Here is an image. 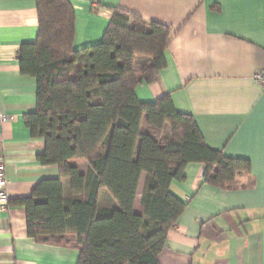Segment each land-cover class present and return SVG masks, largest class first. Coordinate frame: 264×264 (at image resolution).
Segmentation results:
<instances>
[{
  "label": "crops",
  "instance_id": "0c3cea01",
  "mask_svg": "<svg viewBox=\"0 0 264 264\" xmlns=\"http://www.w3.org/2000/svg\"><path fill=\"white\" fill-rule=\"evenodd\" d=\"M75 14L73 49L97 44L120 9L170 28L165 67L152 84H139L142 103L169 95L174 109L190 115L209 148L244 159L249 172L231 189L205 183L203 166L188 164L170 192L186 203L166 234L159 264H264V88L253 75L264 69V0H68ZM36 0H0V160L9 205L0 211V264H76L71 235L62 243L27 235L24 207L43 179L58 178L56 166L37 156L44 141L31 136L24 117L36 109V80L20 73L22 44L36 40ZM81 173L87 164L75 163ZM146 174L140 176L134 212L141 211ZM66 197L68 179H62ZM77 197V196H75ZM99 205L112 207L102 192Z\"/></svg>",
  "mask_w": 264,
  "mask_h": 264
},
{
  "label": "trees",
  "instance_id": "16d2710c",
  "mask_svg": "<svg viewBox=\"0 0 264 264\" xmlns=\"http://www.w3.org/2000/svg\"><path fill=\"white\" fill-rule=\"evenodd\" d=\"M36 10V40L17 54L20 73L36 80V109L24 123L44 141L37 161L56 166L59 177L41 180L30 197L15 200L25 209L27 235L57 243L71 235L76 264H159L167 231L186 206L170 184L184 181L185 168L195 163L203 166L205 183L231 189L249 163L209 148L195 120L176 112L169 95L137 99L135 88L154 83L166 65L170 28L114 9L102 41L74 50L70 2L36 0ZM77 162L87 164L86 172ZM62 179L69 180L71 196L64 195ZM102 192L112 207L99 205Z\"/></svg>",
  "mask_w": 264,
  "mask_h": 264
},
{
  "label": "built area",
  "instance_id": "2783aa9c",
  "mask_svg": "<svg viewBox=\"0 0 264 264\" xmlns=\"http://www.w3.org/2000/svg\"><path fill=\"white\" fill-rule=\"evenodd\" d=\"M253 80L256 84L264 88V69H261L254 73ZM11 117L2 116L0 121L2 123L10 121ZM8 208V196H7V181L5 178V165L0 160V211H4Z\"/></svg>",
  "mask_w": 264,
  "mask_h": 264
},
{
  "label": "rangeland",
  "instance_id": "374dc122",
  "mask_svg": "<svg viewBox=\"0 0 264 264\" xmlns=\"http://www.w3.org/2000/svg\"><path fill=\"white\" fill-rule=\"evenodd\" d=\"M139 59V58H138ZM140 60H136V63L139 62ZM85 163V162H84Z\"/></svg>",
  "mask_w": 264,
  "mask_h": 264
}]
</instances>
